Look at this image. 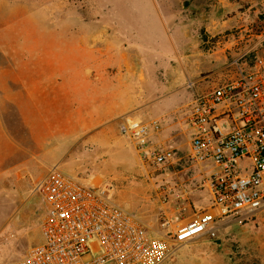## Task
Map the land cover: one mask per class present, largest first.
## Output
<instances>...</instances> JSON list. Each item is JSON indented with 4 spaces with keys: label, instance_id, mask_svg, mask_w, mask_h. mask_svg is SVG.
<instances>
[{
    "label": "rangeland",
    "instance_id": "1",
    "mask_svg": "<svg viewBox=\"0 0 264 264\" xmlns=\"http://www.w3.org/2000/svg\"><path fill=\"white\" fill-rule=\"evenodd\" d=\"M29 1L35 4L29 10L31 18L55 24L58 20L62 31H66L64 20H78L100 33L122 38L133 102L130 111L116 123L124 117L156 120L159 133L164 131L159 142L153 143L174 152L159 165L143 162L138 156L144 172L135 162L130 141L116 130L114 150H101L90 157L94 162L97 155L101 157L99 167L93 168L108 183V197L134 212L154 231H161L159 212H174L177 194H184L192 207L206 205L201 184L210 169L191 163L186 156L189 104L194 94L209 90L219 78L229 75L234 58L264 56V0H188L186 5L184 0ZM190 7L198 12H192ZM71 28L69 32H77L81 26ZM176 78L180 80L175 87L172 81ZM8 122L20 146L18 153L24 158L33 155L15 116L10 114ZM89 125L90 129L97 123L94 120ZM108 125L113 124L108 122L105 127ZM48 142L55 145V139ZM66 149L63 146V150H55L54 158L62 153L70 156L73 148L67 155ZM52 166L54 161L48 158L35 171L34 183L21 194L20 204L15 201L17 194L8 192V180L2 182L6 189L0 192V199L4 198L0 200L4 208L0 212V261L17 259L40 241L42 204L34 185ZM159 185L170 189L167 204L157 196ZM197 190L199 194L194 195ZM122 199L128 200L121 204ZM191 212L187 209L185 215ZM160 264H264V209L247 222L223 224L215 238H198L174 248Z\"/></svg>",
    "mask_w": 264,
    "mask_h": 264
},
{
    "label": "built area",
    "instance_id": "2",
    "mask_svg": "<svg viewBox=\"0 0 264 264\" xmlns=\"http://www.w3.org/2000/svg\"><path fill=\"white\" fill-rule=\"evenodd\" d=\"M230 65V76L194 94L189 104L186 156L210 168L201 184L206 205L192 207L177 194L174 212H159L161 231L149 230L106 188L50 169L34 187L42 204L40 241L0 264H160L174 248L215 238L223 224L247 222L264 209V56L236 57ZM159 127L134 117L118 123L140 159L158 165L174 154L151 142ZM156 192L169 202V188L159 185Z\"/></svg>",
    "mask_w": 264,
    "mask_h": 264
},
{
    "label": "crops",
    "instance_id": "3",
    "mask_svg": "<svg viewBox=\"0 0 264 264\" xmlns=\"http://www.w3.org/2000/svg\"><path fill=\"white\" fill-rule=\"evenodd\" d=\"M33 7L29 0H0V192L6 189L2 182L8 180V192L17 194L18 204L21 194L34 183L35 171L48 158L54 161L50 169L106 188L108 183L95 173L101 157L97 155L95 162L90 157L101 150H114L116 120L130 111L133 102L125 43L120 36L106 35L87 22L70 23L68 19L63 21L66 31H62L58 20L55 24L31 18L29 10ZM75 25L81 28L69 32ZM10 114L28 138L34 151L30 157L18 153L20 146L8 122ZM94 120L96 127L89 129ZM108 122L113 125L105 127ZM159 130L151 134V142H159L164 131ZM49 139H55V145ZM130 145L136 164L145 172ZM63 146L67 147L66 155L72 148L73 152L54 158V151L63 150ZM127 200L122 199L121 204ZM2 203L0 212L4 211ZM15 210L10 209L8 215Z\"/></svg>",
    "mask_w": 264,
    "mask_h": 264
},
{
    "label": "water",
    "instance_id": "4",
    "mask_svg": "<svg viewBox=\"0 0 264 264\" xmlns=\"http://www.w3.org/2000/svg\"><path fill=\"white\" fill-rule=\"evenodd\" d=\"M188 0H184V5H186ZM190 10L194 13L198 12V10H195L193 7H190Z\"/></svg>",
    "mask_w": 264,
    "mask_h": 264
},
{
    "label": "bare ground",
    "instance_id": "5",
    "mask_svg": "<svg viewBox=\"0 0 264 264\" xmlns=\"http://www.w3.org/2000/svg\"><path fill=\"white\" fill-rule=\"evenodd\" d=\"M180 80V78H176L174 81H172V86H175L178 84V81Z\"/></svg>",
    "mask_w": 264,
    "mask_h": 264
}]
</instances>
